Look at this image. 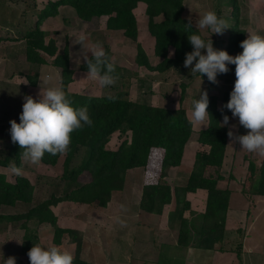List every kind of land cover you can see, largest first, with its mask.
Masks as SVG:
<instances>
[{
    "label": "trees",
    "instance_id": "1",
    "mask_svg": "<svg viewBox=\"0 0 264 264\" xmlns=\"http://www.w3.org/2000/svg\"><path fill=\"white\" fill-rule=\"evenodd\" d=\"M215 1L218 17L225 19L229 25L225 30L227 33L225 40L214 34L210 37L203 36L193 22L189 27L187 25L189 19L183 15L184 0H50L36 12L34 27L29 28L19 37H14L24 41V54L32 64L39 66L47 63V59L42 55L44 53L51 58L50 64L60 67L59 86L64 88L74 108L87 107L92 120L91 125L84 124L70 134V144L64 152L62 162L61 178L64 181V189L60 196L52 195L30 207L24 214L4 215L0 212V220L23 219L20 223L24 228L21 246L26 255V263L18 261V264H30L27 253L33 244H38L37 230L42 223L51 225L54 243H61L63 234H67L75 244L72 264H86L80 258L81 233L78 229L59 225L52 206L68 200L78 204L96 202L105 207L112 191L123 189L128 169L148 167L149 164L154 167L159 166L158 177L144 182L138 207L148 214H161L166 204L174 202V208L168 212V222L171 226L176 224L177 229L176 243L161 246L156 264H181L183 253L188 247L212 249L216 243L226 238L230 239L225 231V219L231 191L229 188H221L217 185L223 178L221 174L216 173V176L205 174L206 167H220L223 162L228 128L221 123V119L224 114H231L230 110L223 107L230 98V91L223 93L220 107L216 106L215 96L209 98L207 125L198 131L197 137L198 143L208 146V149L195 153L186 183L171 186L165 181L167 169L180 164L185 144L193 131L192 121L187 116L185 108L181 104L170 108L155 105L150 100H133L124 89L115 87V84L107 87V89L112 87L115 89L112 90V94L90 96L70 91L68 84L73 80L74 71H87L86 63L85 61L80 64L71 63L68 45L65 43L58 51L56 40L52 37L46 40L48 32L40 27L45 18L58 13V6L69 5L74 9L76 16L84 22L103 15L107 16L105 23L107 29L121 30L124 36L136 41L138 28L134 9L138 2H143L146 5L147 28L154 37V54L161 60L155 65H150L138 44L137 62L158 72L170 68L177 71L186 69L194 76L199 74L192 73L190 67H184L185 54L192 51L188 35L199 34L206 42L210 38L215 49L226 50L230 55L242 52L240 42L246 38V31L240 19L238 0ZM226 2L232 7L230 14L226 12ZM158 16H161L162 20H156ZM170 47L173 48L172 56L169 55ZM104 50L115 67L113 75L118 78L121 76V68L112 60L110 48L104 46ZM227 73H232L235 77L234 64L229 65ZM221 75L218 74L217 78ZM37 76V69L26 75L31 85L36 83ZM201 77L206 79L209 87L213 86L206 75ZM184 97L185 87L182 85L180 101ZM21 111L17 114V123ZM117 130L129 131L130 135L122 139L115 149L107 148L109 136ZM3 133H6V130L0 131V166L21 167L23 149L11 140L9 132L6 135H2ZM79 150L82 151L80 159L77 165L72 167L70 163ZM61 154L51 155L45 152L40 162L55 165ZM247 168L248 173L242 191L264 195V162L257 165L254 160H249ZM83 171L90 174V180L87 182L78 180ZM199 188L206 190L205 210L202 213L190 212L191 216L187 218L184 212L190 209V203L186 199V193ZM32 193L33 185L28 177L16 175L14 181H10L4 172H0V208L2 205H14L18 201L30 202ZM231 240L237 243V245L234 243L236 245L234 251L240 258L241 239Z\"/></svg>",
    "mask_w": 264,
    "mask_h": 264
},
{
    "label": "rangeland",
    "instance_id": "2",
    "mask_svg": "<svg viewBox=\"0 0 264 264\" xmlns=\"http://www.w3.org/2000/svg\"><path fill=\"white\" fill-rule=\"evenodd\" d=\"M20 1L21 0H18V3ZM38 4L37 11L40 9L41 5H45V0H38ZM238 4L240 19L242 21V27L246 31V37L250 33L264 35V0H238ZM216 5L217 2L215 0H184L183 15L198 27L203 36L210 37L211 34H214L225 40L227 37L225 30L222 34H216L212 33L209 28H199L197 24L198 18L205 11L213 10L217 14ZM225 5H227L226 12L230 14L232 10L230 3L226 2ZM145 6V3L138 2L134 9L138 28L136 41L124 36L120 30L111 31L107 29L105 27L107 16L105 15L89 22L80 21L68 15L65 16L67 19L66 22L64 20L61 21V17H59L56 22L52 21L48 26L43 23L40 27H48L47 30H45L48 32L45 39L47 40L49 37L56 38L60 50L65 43L68 45L70 61L73 64L84 62L85 55H91L90 49L94 43L100 42L103 48L104 46H108L111 50L112 60L121 68V76L116 78L114 83L115 87L119 86V89H124L131 99L150 100L151 103L155 105L170 108L177 107L181 104L186 109L187 116L192 121L193 131L185 144L180 164L168 168L167 176H165V181L171 186L177 183L178 185H184L192 168L195 153L208 149V146L201 145L197 141L198 131L203 126L207 125L208 117H206L203 122L193 121L191 109L192 100L199 98L200 91H206L208 99L211 96H215L216 106L220 107L223 93L227 91L231 92L236 78L232 73H224L221 77L217 78L218 83H213V86L209 87L205 78L200 75L192 76L186 69L184 71H177L174 68H170L164 72H158L150 70L144 65H140L136 60L138 44L143 49L144 55L150 65H155L161 60L160 57L154 54V37L149 33L147 28ZM156 20H162V17L158 16ZM11 27L12 30L15 29L12 24ZM11 35H13V32ZM14 37L15 36L10 39L11 42H0V131L6 130V133L2 135H6L9 132V121L13 119L16 120L17 114L24 103L22 86H25L27 95H31L33 98L38 97V92L32 89V86H29L24 76L28 68L31 69L30 66L24 62L25 54L15 53L14 57L16 58L13 57L15 61L13 60L12 62H10V58L7 55V50L23 43L20 38L15 39ZM17 39L20 42H16L18 41ZM172 54L173 48L170 47L169 55L172 56ZM42 55L48 61L46 63L47 66H43L34 85L41 88L58 86V75L49 68V60L51 58L44 53H42ZM8 64L14 65V68L9 70V74L5 76L4 71H6ZM34 70L36 69H31L30 73H33ZM11 75H13V77H11ZM49 75L52 76V80L45 82V77ZM182 85L185 87V97L180 101ZM72 89L77 91L80 90L86 95L97 96L101 95V92L109 93L105 91L113 90L114 88L107 89V87H101L98 80L88 77L85 72L78 71L73 80ZM228 116L230 118L229 124L226 125L228 131L231 129L236 135L246 134L248 130L239 125L238 118H233L232 114ZM222 121L223 118L221 119V123ZM129 135V131L123 132L117 130L113 132L109 136L106 147L115 149L120 141L125 137H129ZM81 152L82 151L79 150L76 153L70 166L75 167L77 165ZM64 155V153L60 155L55 165H46L41 162L33 164L24 161L21 157L20 175L28 177L31 181L33 185L32 199L30 202L18 201L14 205H2L0 212L4 215L24 214L30 207L38 202L48 199L52 195L60 196L64 189V181L61 178ZM249 160H254L257 165H259L261 162H264V154L258 151L249 152L241 148L238 143L232 142V138L227 135V144L222 165L220 167L208 166L205 169V174L207 175L211 174L212 176H216V173H219L223 176V178L218 181L219 184L217 185H220L219 187L222 186L221 188H229L230 191H232V195L230 193L229 197L232 205H246L250 197L247 192L242 191V186L243 184L245 185V179L248 173L247 167ZM158 171L159 166L156 165L154 167L151 164H149L148 167L128 169L125 176L124 187L122 190L111 194L108 209L96 204V202L90 204H78L77 202L68 200L58 202L52 206L54 213L57 215L58 224L64 227L71 225L75 226L76 228H74L76 230L78 229L81 235H83L82 230H84L87 243L96 244L94 239L91 238L93 236L99 237L97 248L89 246V252L86 254L84 253L86 258H89L90 255H97V257L95 256L97 258L96 262L109 256V253L113 249L112 245L114 240H116V236L119 234V231H122L123 227L127 225V221H130L132 225L136 222L143 223V227L147 229V233H150L148 232L149 225L156 223L158 226L159 222H161L169 228V234H174L177 232L176 224H172L173 226H171L168 222V212L171 210V207L173 208L174 206L166 204L161 214H154L156 216H151L140 210L137 205L141 197L144 182L157 179ZM0 172H4L8 180L14 181L16 174L11 171V166H0ZM78 180L87 182L90 180V174L87 171H83L79 175ZM204 200L206 199L202 198V202L198 203V207L202 208ZM239 202L241 204H238ZM172 204L174 205V202ZM247 207L251 212L249 213L250 220L251 215L254 216L257 213L258 205L253 204ZM263 211L262 209L261 212ZM185 213H187V211ZM188 217H190L189 214ZM263 220L264 214L258 217L256 223L257 230L251 235L254 237L256 233V243L255 240H253L252 244V240L247 239L244 250L242 248V256L247 257L249 260L254 257L255 254L257 255L264 250V231L262 232L264 227ZM21 222H23V219L17 221H8L7 219L0 220V264H4V260L9 257L15 258V264H18V261L26 263V255L23 253L21 246L24 235V228L20 225ZM29 225L32 226L30 222ZM257 235L259 237H257ZM37 236V242L41 246H57L53 241V230L50 224H40L37 230ZM232 239H235V237ZM61 240V243H59L61 250H66L73 256L75 244L70 240L67 234H63ZM243 240L244 238L242 239V244ZM234 243L237 245L236 242ZM249 243H251V246ZM105 244L108 245L106 248ZM234 245L232 247L233 253H235L234 248L236 246ZM219 249H221V247ZM134 256L135 255L130 257L131 264H135L132 260V258H136ZM153 256V258L156 259L154 253ZM236 260H239V258L234 259L233 262L235 263H232L238 264ZM258 261H260V259H258ZM246 263L250 264V262Z\"/></svg>",
    "mask_w": 264,
    "mask_h": 264
},
{
    "label": "clouds",
    "instance_id": "3",
    "mask_svg": "<svg viewBox=\"0 0 264 264\" xmlns=\"http://www.w3.org/2000/svg\"><path fill=\"white\" fill-rule=\"evenodd\" d=\"M199 28H209L212 33L222 34L229 28L227 21L218 17L215 11H205L197 21ZM190 27L191 20L187 23ZM192 51L185 54L184 67L200 76L206 75L208 81L218 83V74L229 71V65H235V81L230 98L224 108L231 111L233 118H238L239 125L248 131L236 135L229 129L228 136L232 142L249 152L264 154V35L250 33L240 42L242 52L230 55L226 50L213 47L209 38L206 42L201 35H188ZM91 57L85 55L87 76L98 80L101 87L115 83L114 65L100 42L91 46ZM52 76H46L45 82ZM115 99V97H109ZM209 99L206 91L199 98L192 100V119L203 122L209 116L207 111ZM229 116L223 115V125L229 124ZM11 140L23 149L22 159L36 164L45 152L55 155L64 153L71 140L70 134L84 124L91 125L87 107L74 108L62 86L41 88L37 98L24 97L19 122L10 120ZM11 171L21 174V168L12 165ZM30 264H72L73 256L59 246L43 247L33 244L27 253ZM4 264H15V258L9 257Z\"/></svg>",
    "mask_w": 264,
    "mask_h": 264
},
{
    "label": "crops",
    "instance_id": "4",
    "mask_svg": "<svg viewBox=\"0 0 264 264\" xmlns=\"http://www.w3.org/2000/svg\"><path fill=\"white\" fill-rule=\"evenodd\" d=\"M47 1H50V0H45V4L47 3ZM51 1H54V0H51ZM38 6H39L38 0H21L19 3H18V0H0V42H3V41L11 42L10 39L13 38V36L19 37L20 34H23L26 30L34 27V23L36 20V12L39 11V10L38 11L36 10ZM43 6L44 5H41V7ZM57 9H58V13L55 16H49L51 18L49 17L45 18L41 22V26L43 23L45 25L47 24L48 26V24L52 23V21L56 22V20L59 17H61L60 19L61 21L64 20L66 22L67 19L65 16H68V15L70 17L72 16V18L74 19H78L82 21L80 18L76 16L74 9L69 5H60L58 6ZM11 24L14 25L15 29L12 30ZM47 28L41 27V29H43L44 31L47 30ZM111 31H119V30H111ZM10 32L11 33L13 32V35H11ZM54 39L56 40V38ZM16 42H20V41L18 40ZM56 45H57V42H56ZM57 49L58 51L60 50L58 45H57ZM7 52H8L7 55L10 58V62H12L13 60L15 61L14 59L16 58L14 57L15 53L16 54L24 53V41L19 46H15V47H12L10 50H7ZM24 62L28 66H30L31 69H37L38 75L41 73L43 66H47L46 63L40 64L39 66L34 65L26 59V56H24ZM49 66H50L49 68L58 75V81H59L58 86H59L61 69L60 67L54 66L52 64H49ZM13 68H14V65L8 64L6 71H4L5 76H7L9 74V70ZM31 69L28 68L24 76L29 86H32V89L36 90L38 92L37 93L38 95L40 93L41 87L31 85L26 77L27 74H30ZM78 71L79 70L74 71L73 80L75 76L77 75ZM81 72L87 73V71H81ZM11 77H13V75H11ZM73 80L68 84V89L70 91L83 93L80 90L77 91V90L72 89ZM105 92H109V93L101 92V94L102 95L112 94V90H108V91L106 90ZM22 94H23L22 97L23 96L25 97V95H27L24 85L22 86ZM20 110H22V107ZM204 127L205 126H203L202 128ZM117 191H120V190H113L111 194H114L113 192H117ZM206 195H207L206 190L202 188H199L193 192H187L186 199L190 203V209L186 210L187 213H185L186 211L184 212V216L187 218H190L188 217V214L190 215V212L202 213L205 210L206 200H204V204L202 208L198 207V203L202 202V198L206 199ZM231 195H232V191H231ZM248 196L250 197L248 199V202H246V205H237V206L232 205L229 199L228 208L226 212V219H225V231L227 233V237L230 239L227 240L226 238L222 242L216 243L212 249L196 248L193 246L188 247L185 253H183V261H181V264H230L233 262L234 259H238L232 250L234 242L231 239L233 237H235V239H238V240L241 239V242H242V239L244 238L243 244H242L243 250H244V245L247 239H251L252 244H253V240H255V243H256V233L254 237L251 235L254 231L256 232L257 230L256 223H257L258 217L264 214V211L261 212L262 209L264 210L263 208L264 195L248 194ZM108 203L105 206V208L107 209H108ZM172 203L173 202H171L170 204L174 206ZM238 204H241V203L239 202ZM253 204L258 205V211L254 216L251 215L250 220H249V213L251 212L249 211V208L247 206L253 205ZM173 208L171 207V210ZM150 215L156 216L154 214H150ZM129 219H130V216H129ZM127 222H128L127 225H125L122 231H119V234L116 236V240H114V243L112 245L113 249L109 253V256L101 259L100 260L101 262L100 261L96 262L97 255H95L96 257L94 255L92 256L90 255L89 258L85 257V254L89 252L88 251L89 246H93L94 248H97V245L99 243L98 241L99 237L93 236L91 238V239H94V242L96 244L87 243L86 235L84 233L85 231L82 230L83 235H82V247H81V252H80V258L84 260L86 264H131L130 257H133V255H135L134 257L136 258H132L135 264H156L158 254L161 250V246L164 244L172 245L176 243L177 232H175L174 234H169L170 233L168 231L169 228L163 225V223L161 222H159L158 226L156 225V223L153 225H149L150 227H149L148 232L150 233H147V229L143 227V223L141 222H136L134 225H132L130 221H127ZM66 227L74 228L75 226L71 225V226H66ZM263 231H264V227H263L262 232ZM240 234H241V238H239ZM257 237L259 236L257 235ZM249 244L251 246V243ZM56 245L59 246L60 244H56ZM107 246L108 245L105 244V248ZM220 247L221 249H219ZM153 253L154 255H156V259L153 258L154 257ZM180 256L181 255H179V257ZM258 259H260V261H258ZM236 261H238V264H247L246 262H250V264H264V250L262 252H259L257 255L255 254L254 257L250 258V260L247 257L242 256V252H241V256L239 260H236Z\"/></svg>",
    "mask_w": 264,
    "mask_h": 264
}]
</instances>
